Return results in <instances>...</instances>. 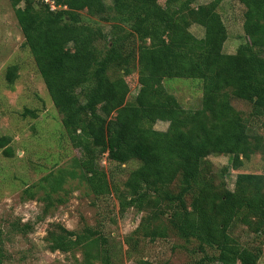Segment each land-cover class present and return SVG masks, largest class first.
I'll return each mask as SVG.
<instances>
[{
	"label": "trees",
	"instance_id": "16d2710c",
	"mask_svg": "<svg viewBox=\"0 0 264 264\" xmlns=\"http://www.w3.org/2000/svg\"><path fill=\"white\" fill-rule=\"evenodd\" d=\"M51 1L55 10L43 0H13L15 8L24 4L19 25L30 26L23 46L61 115L64 136L80 151L71 169L60 168L25 189L28 200L44 190L41 219L70 176L97 198L115 194L122 213L129 208L144 213L126 238L129 251L140 252L141 242L175 234L196 242L203 261L259 264L264 173H239L230 189L209 157L235 155L244 162L258 153L264 157V135L252 125L264 118V0H239L245 8V42L234 54L224 51L229 38L219 11L224 0L200 5L180 0L176 8H164L158 0ZM194 25L203 29L201 37L192 32ZM138 56L139 89L130 98L126 78L137 68ZM18 71V65L7 69L11 86ZM174 78L200 87L198 108H184L168 91L164 82ZM234 99L251 106L249 117ZM107 105L111 111L104 110ZM158 122L167 123V129H156ZM11 140L0 137L8 158L15 155ZM103 158L109 168L129 169L122 188L111 186ZM34 226L17 222L12 231L26 235ZM240 229L253 241L242 243ZM45 241L51 252L72 254L77 264H117L107 240L92 228L76 232L51 223ZM4 249L0 231V264ZM137 264L149 262L139 258Z\"/></svg>",
	"mask_w": 264,
	"mask_h": 264
},
{
	"label": "rangeland",
	"instance_id": "374dc122",
	"mask_svg": "<svg viewBox=\"0 0 264 264\" xmlns=\"http://www.w3.org/2000/svg\"><path fill=\"white\" fill-rule=\"evenodd\" d=\"M211 1L197 0V5ZM158 2L164 8L180 5V0ZM23 5L20 3L15 8L13 0H0V137H10V146L15 151V155L8 158L0 149V231L5 236L4 264H77L72 254L51 252L47 248L45 237L51 223H60L76 232L94 229L107 240L117 264H137L139 258L149 264H218L203 261L205 254L198 251L196 242H186L175 234L150 243L141 242L140 252L135 249L129 251L126 238L139 227L144 213L135 208L122 213L115 194L97 198L79 179L70 176H67L62 190L53 195L55 206L41 219L46 204L40 200L46 195L44 190L39 188L37 198L28 200L25 189L38 185L43 177L56 173L60 168L71 169V161L80 156V151L74 149L64 136L61 115L49 96L30 51L23 46L30 27L22 28L17 19ZM219 11L229 31L224 51L234 54L240 44L245 42V8L239 0H224ZM104 29L108 31V25ZM191 30L199 37L203 35V29L197 25ZM141 61L142 57L138 56L137 68L126 78L131 89L130 98L138 93ZM11 65L19 67L18 77L12 86L6 79L7 69ZM185 81L189 80L174 78L165 80L164 85L184 108H198L202 96L200 87L194 82ZM233 104L249 117L251 106L248 103L234 99ZM26 109L35 111V114L26 113ZM104 110L111 111V108L107 105ZM112 115H115L114 111ZM263 123L264 118L252 122L262 135ZM167 126L164 122L155 125L159 130H166ZM209 158L214 171L224 176L230 189L234 188L239 173H264V157L261 153L246 162L241 156L235 155ZM102 164L110 171L111 186L122 188L129 169L126 166L122 169L109 168L106 158L102 159ZM17 222H30L35 225L34 230L26 235L12 231V225ZM237 233L242 234V243L253 241L252 234L248 237L242 229ZM262 236L263 253L259 264H264V233ZM208 254L212 255L213 251L208 250ZM76 256L81 259L79 254ZM237 264L246 263L239 261Z\"/></svg>",
	"mask_w": 264,
	"mask_h": 264
},
{
	"label": "built area",
	"instance_id": "2783aa9c",
	"mask_svg": "<svg viewBox=\"0 0 264 264\" xmlns=\"http://www.w3.org/2000/svg\"><path fill=\"white\" fill-rule=\"evenodd\" d=\"M43 1H45L46 3H50L51 4V8L53 9V10H55L57 7H56V5L53 3V1H51V0H43ZM66 8V7H65Z\"/></svg>",
	"mask_w": 264,
	"mask_h": 264
}]
</instances>
